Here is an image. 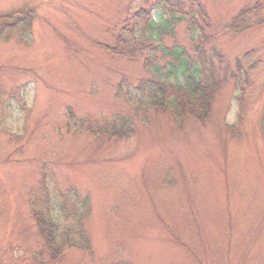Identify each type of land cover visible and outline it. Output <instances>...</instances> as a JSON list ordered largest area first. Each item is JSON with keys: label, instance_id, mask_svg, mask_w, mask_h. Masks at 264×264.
Here are the masks:
<instances>
[{"label": "rangeland", "instance_id": "rangeland-1", "mask_svg": "<svg viewBox=\"0 0 264 264\" xmlns=\"http://www.w3.org/2000/svg\"><path fill=\"white\" fill-rule=\"evenodd\" d=\"M156 1L0 0V23L28 18L0 34L1 264H264V0H201L221 84L209 117L181 125L130 102L145 56L107 48ZM245 11L247 29L226 28ZM117 118L129 136L87 130ZM84 199L88 249L54 258L36 214L62 234L59 202Z\"/></svg>", "mask_w": 264, "mask_h": 264}, {"label": "trees", "instance_id": "trees-1", "mask_svg": "<svg viewBox=\"0 0 264 264\" xmlns=\"http://www.w3.org/2000/svg\"><path fill=\"white\" fill-rule=\"evenodd\" d=\"M157 10L162 16L160 21L152 17V13ZM247 13L245 11L237 16L226 28L238 32L247 29ZM130 15L120 31L117 48L107 47L113 54L124 57L145 56L143 64L149 76L139 81L135 96L129 97L130 102L136 108L145 106L169 112L180 125L186 114L205 121L221 84L222 58L216 62L215 56L207 48L212 40L210 17L201 0H157L152 9L140 7ZM186 15L190 18L189 46L174 38V25L185 21ZM27 19V13L18 11L4 16L0 23V34L3 35L7 32L6 29L15 25H28ZM165 38H172L174 43H166ZM129 124V121L117 118L103 126H95L89 122L87 130L94 136L127 137L133 132ZM87 207L88 199L82 200L77 210L59 202V211L70 221V225H66L70 227L62 234L61 224L54 222L55 217L48 221L36 214L41 233L54 258L62 254L63 246L88 249V237L83 229L90 210Z\"/></svg>", "mask_w": 264, "mask_h": 264}]
</instances>
